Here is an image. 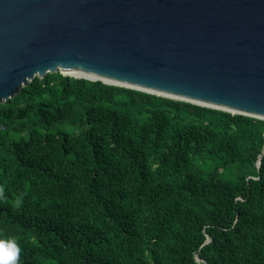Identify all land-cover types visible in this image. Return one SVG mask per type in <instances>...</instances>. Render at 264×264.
<instances>
[{
    "label": "trees",
    "instance_id": "obj_1",
    "mask_svg": "<svg viewBox=\"0 0 264 264\" xmlns=\"http://www.w3.org/2000/svg\"><path fill=\"white\" fill-rule=\"evenodd\" d=\"M0 184L21 264H264L262 119L49 73L0 104Z\"/></svg>",
    "mask_w": 264,
    "mask_h": 264
},
{
    "label": "water",
    "instance_id": "obj_2",
    "mask_svg": "<svg viewBox=\"0 0 264 264\" xmlns=\"http://www.w3.org/2000/svg\"><path fill=\"white\" fill-rule=\"evenodd\" d=\"M57 72L264 120V0H0V104Z\"/></svg>",
    "mask_w": 264,
    "mask_h": 264
},
{
    "label": "clouds",
    "instance_id": "obj_3",
    "mask_svg": "<svg viewBox=\"0 0 264 264\" xmlns=\"http://www.w3.org/2000/svg\"><path fill=\"white\" fill-rule=\"evenodd\" d=\"M25 193H20L14 201V207L20 208L24 201ZM8 197L5 185L0 184V203L7 202ZM22 247L15 237L4 238L0 235V264H21Z\"/></svg>",
    "mask_w": 264,
    "mask_h": 264
}]
</instances>
